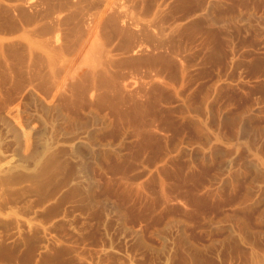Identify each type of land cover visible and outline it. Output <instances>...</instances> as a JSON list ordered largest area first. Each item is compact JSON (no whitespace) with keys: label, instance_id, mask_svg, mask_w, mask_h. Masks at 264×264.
Instances as JSON below:
<instances>
[{"label":"rangeland","instance_id":"1","mask_svg":"<svg viewBox=\"0 0 264 264\" xmlns=\"http://www.w3.org/2000/svg\"><path fill=\"white\" fill-rule=\"evenodd\" d=\"M0 264H264V0H0Z\"/></svg>","mask_w":264,"mask_h":264}]
</instances>
